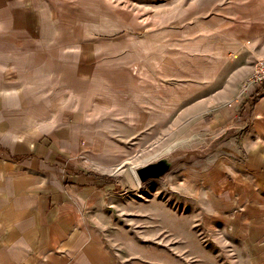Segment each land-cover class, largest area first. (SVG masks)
<instances>
[{
    "label": "rangeland",
    "instance_id": "374dc122",
    "mask_svg": "<svg viewBox=\"0 0 264 264\" xmlns=\"http://www.w3.org/2000/svg\"><path fill=\"white\" fill-rule=\"evenodd\" d=\"M60 3L56 37L46 42L47 68L31 74L53 77L37 90L53 93L57 107L98 121V150L83 160L106 172L100 176L105 182L109 177L121 181L112 182L95 202L96 224L113 262L264 264L251 261L246 244L252 232L240 220L247 215L238 213L239 202L221 188L231 178L229 166L246 160L238 147L250 121L239 123L235 117L218 123L213 100L218 90L219 108L235 110L241 103L254 59L238 58L235 46L240 34H253L248 25L262 23L264 0ZM222 10L228 15L220 33L224 54L216 65L212 48ZM262 30L256 27L254 34ZM263 54L258 47L254 56ZM154 107L158 119L151 126ZM131 111L144 113L142 133L118 123ZM202 112L207 116L199 117ZM210 144L206 157L178 164L165 182L140 186L132 172L133 165L167 149Z\"/></svg>",
    "mask_w": 264,
    "mask_h": 264
},
{
    "label": "crops",
    "instance_id": "0c3cea01",
    "mask_svg": "<svg viewBox=\"0 0 264 264\" xmlns=\"http://www.w3.org/2000/svg\"><path fill=\"white\" fill-rule=\"evenodd\" d=\"M60 5V0H0V264H115L94 215L96 199L121 181L109 177L105 182L100 176L106 172L83 160L98 150V121L57 107L53 93L37 90L53 77L31 74L47 68L46 42L56 37ZM224 15V10L217 12L216 47L209 48L215 49L216 65L223 61ZM248 26L253 34H240L234 52L244 61L255 60L258 47L264 51V19ZM256 27L263 29L257 35ZM245 86L235 110L218 107L223 103L218 90L213 100L218 123L235 117L239 123L250 121L238 147L246 160L229 166L231 178L221 188L239 202L238 213L247 215L240 220L252 232L246 246L257 262L264 260V88L249 86L247 80ZM154 110L151 126L158 119ZM143 114L131 111L118 123L142 133Z\"/></svg>",
    "mask_w": 264,
    "mask_h": 264
},
{
    "label": "water",
    "instance_id": "95a60500",
    "mask_svg": "<svg viewBox=\"0 0 264 264\" xmlns=\"http://www.w3.org/2000/svg\"><path fill=\"white\" fill-rule=\"evenodd\" d=\"M213 145L176 146L150 159L132 166V172L140 186L149 182H165L167 174L178 164L204 158Z\"/></svg>",
    "mask_w": 264,
    "mask_h": 264
},
{
    "label": "built area",
    "instance_id": "2783aa9c",
    "mask_svg": "<svg viewBox=\"0 0 264 264\" xmlns=\"http://www.w3.org/2000/svg\"><path fill=\"white\" fill-rule=\"evenodd\" d=\"M247 85L259 89L264 88V54L254 60Z\"/></svg>",
    "mask_w": 264,
    "mask_h": 264
}]
</instances>
